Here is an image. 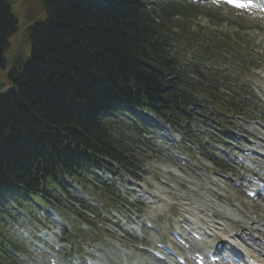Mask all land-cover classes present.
I'll return each mask as SVG.
<instances>
[{
    "label": "trees",
    "instance_id": "obj_1",
    "mask_svg": "<svg viewBox=\"0 0 264 264\" xmlns=\"http://www.w3.org/2000/svg\"><path fill=\"white\" fill-rule=\"evenodd\" d=\"M144 1H41L39 12L48 18L38 23L43 34L34 39L37 57L26 81L33 84V107L68 136L37 126L5 137L9 131L0 119V258L5 243L1 216L14 193L36 197L63 187L64 179L95 166V156L86 149L124 160L123 149L109 134V122L97 119L101 111L139 107L178 122L190 117L187 106L197 102L188 89L209 95L222 113L232 108L231 99L221 93L216 97L206 84L185 76L165 81L163 72L177 65L179 49H191L199 40L193 34L194 19L177 26L173 20L182 13L164 9L153 17ZM232 42L230 38L211 48L219 53ZM71 95L79 101L72 102Z\"/></svg>",
    "mask_w": 264,
    "mask_h": 264
},
{
    "label": "rangeland",
    "instance_id": "obj_2",
    "mask_svg": "<svg viewBox=\"0 0 264 264\" xmlns=\"http://www.w3.org/2000/svg\"><path fill=\"white\" fill-rule=\"evenodd\" d=\"M13 5H15L14 1H13ZM19 6L20 5H18V7ZM197 9L199 10L195 11V13L198 15H203L206 21L205 23L208 26H210L211 29H213L215 26L218 25L220 30H224L226 32L229 30L228 28H230L229 24H232L233 27L234 26L240 27L239 25H242L243 28H247L248 26H251V28L248 29V32L252 36L256 37L257 44L255 43V45L258 48V51L259 49H264V15L260 14V12L254 9H250L248 10V12H250V15L248 14L241 15L236 10H233L223 4H216V3L214 4L208 3V5L198 6ZM240 13H244V12H240ZM14 41L16 42V37L14 38ZM5 56L7 57V53L5 54ZM259 63L260 64L258 67L260 68L258 70L253 71L251 75L255 77V82H257L258 84L262 82V88L264 89V54L262 55L261 60H259ZM2 72L3 70L0 69V76ZM262 88H259V89H262ZM262 94L264 95V92ZM257 105L258 104L256 103L255 105H250V109L256 112H261L262 114L263 106L262 105L257 106ZM116 119L120 121V123H118L119 130L121 131L123 130L124 134L132 138L134 141L135 139H138L139 137L135 133L133 127H136L137 129H140V130L141 128H146L145 125H141V123H139L140 119L135 120L133 116H128V114H118ZM147 119L151 121L153 120V122L156 120L159 121V118L153 115L152 113H149L147 115ZM166 125L164 126L163 129L166 134H170L169 133L170 128L168 125L167 126ZM198 125L199 124L197 123H193L191 127L193 130L197 132V134H199L197 138L202 139V141H205L207 136L199 132V131H202V129L199 128ZM248 128H252V125L248 126ZM158 130L161 131L159 128ZM139 139L142 140V144L146 139H149L148 141H145V142L149 143L150 145L154 144L155 148L156 147L159 148L160 151L158 153V156H162L160 158L161 160L158 157L152 160L151 159L149 160L147 165L151 169L148 170L147 173H145L144 175V176L147 175L145 177L146 181L147 179L150 180L148 182V187L153 188L150 192L156 191V189H161L163 193L160 195L167 199L165 204H163L162 206L158 208L159 210L162 209V211L165 212V214L167 215H175L173 219L176 220L178 216H183V215L184 217H189L190 219H192V217H190L189 214H187L188 210H190L191 208H194L196 212H199L201 209H210V210L211 208H214L216 210L220 209L222 213L218 212L219 215L215 214L218 217L223 216V214L228 215V216L234 215L235 217H239L238 219L233 217L236 220H240V222L232 221L235 226L231 225L229 221H224L227 230L233 232L234 230L233 229L230 230V229L235 228L236 231L234 232L239 233L241 231V228L247 223L248 219L254 223L252 225L249 224V227L253 228L254 230L256 229V226H258L257 224L258 219L253 217L252 214L256 212L259 215V217L261 216L264 217V212H263L264 200L263 201L261 199L259 201L250 200V198H248L244 194V192H242L239 189H235L231 183L230 185L228 184L227 188L225 187V190L223 191L222 189H218L217 187L211 185L206 180L205 177L200 178V177L192 175L191 173H189V171L185 167H182L179 162L175 161L173 157H171L173 154L174 155L179 154V152H177L179 151V149L175 147H171L175 145H172V143L166 142L162 138L157 137V139H151V138H147L146 136L145 137L143 136V137H140ZM127 145H129L128 140H127ZM134 147L135 146H131V148H134ZM141 147L145 148L147 146H141ZM148 155H150V153H148ZM165 155L168 156V158H166ZM201 160L206 161L205 157H202V156H201ZM206 162L207 164L210 165V162L208 160ZM226 167L228 169H234L236 165L227 162ZM112 177L114 178L113 180H115L113 183H115L117 187H120V190L115 188L116 189L115 192L118 195V198L124 199L125 196L128 194L127 193L128 189L125 187L127 183L124 185L123 183L129 181V175L127 173H121L119 177L115 178L113 175L108 173V176L106 178L108 182L112 181ZM121 178H124L125 181L121 182L122 181ZM100 179H101L100 175H96L93 178V180H100ZM162 179L165 182H167L169 185L162 184L160 181H158ZM69 185H70L69 195L63 194L60 191H57L54 194V198L59 201L60 205L55 204L54 201L53 202L49 201L50 203L46 205L47 207L52 208L50 212H55L56 215L58 216L61 215L66 220L71 221L72 223L74 219L76 218L70 213V211L71 210L77 211V206L79 207L80 206L79 203L82 202L87 207H90L93 211L97 210L99 214L101 211L100 209H102L103 211L111 212V214H106V213L101 214L99 219H101L102 217H105L103 215H109L110 217H107L109 221L119 220L120 224L125 223V219H126L125 216H128V213L125 212L124 215L119 213L118 208L120 205H116V207L113 208L114 205L112 204V202H107L105 206H102L100 203L101 196H96L90 190L91 187H88L87 188L88 190L85 191L83 189L84 186H81L82 187L81 189L80 186H77L74 184H69ZM170 187H173V188H170ZM71 195L76 197V199L79 200V202L74 201L71 198ZM93 196H96V198L95 199L92 198ZM71 202H73L74 205L71 204ZM173 202L177 203V205H175L176 207L175 211L172 209H169L170 207L173 206L170 203H173ZM196 203H200V205H197ZM201 203L203 205H201ZM230 203H235L236 207L230 206ZM106 205L110 207L105 208ZM158 209H156L155 207H152V208L143 207L142 208V210H145L148 213L158 212ZM46 210H47L46 207H40L38 211L33 210L32 212H28L26 214H20L19 216L18 209H15L14 213L16 216H19V219L23 217L21 220V226L24 229L28 230L32 235L33 234L35 235L32 229H36V228L30 229L27 225L31 224L30 219H33V218L42 219L43 218L42 216ZM114 215H116L117 217H114ZM94 217L93 215L89 217V215L83 213V218L85 220L93 224L97 222L98 224L97 225L95 224L96 225L95 231H90L89 233H85L82 236L79 233V230H77L76 227L70 222L67 224L66 221L63 219L62 223L65 227L69 229L68 234L71 235V237H75L76 233L80 235L78 237L80 239H77V237H75L76 243L78 244L84 243L86 240L90 242L98 241V243L95 244L94 246L102 245L103 254L100 255V257L102 258L105 257L106 263L108 264H132V261L130 260V255L127 256L125 253L129 252L130 254H133L132 252L133 248H125L124 246L125 244L122 243L121 240H119L118 238H115V241H116L115 242L113 238L109 237V232H106L107 230L105 229L109 228L113 230L114 228L116 229V227H114L113 224L110 222H106L100 225L99 224L100 221L94 219ZM194 221L201 223L197 219H194ZM34 223L36 224L37 221L33 220V224ZM202 223H201L202 225H206V226H209L211 224L207 218H204ZM164 224H165L164 221H161L160 226H163ZM83 227L88 229L89 226L83 225ZM99 227L102 229L101 232L98 229ZM9 229H10L9 233L13 241L16 242L17 240V243L19 242L21 243V246L24 249L23 250L24 253L22 255H30L29 252L33 251L34 247L29 242L25 241L24 239L16 235L11 228ZM157 236L158 234H154V233L150 234L149 239L152 240V243H149V245H153V241L158 240ZM101 238H103L104 241H101L100 240ZM108 242L111 244H108ZM115 245H118V247L120 245L121 246L120 248H123V250L122 251L118 250L115 247ZM144 258L145 256L142 255L141 259H144ZM39 259H41L40 255H34L33 261L31 263L34 264L38 262ZM17 263L26 264L25 262H21L18 258H17ZM146 263L151 264L152 262L150 260H146Z\"/></svg>",
    "mask_w": 264,
    "mask_h": 264
},
{
    "label": "bare ground",
    "instance_id": "obj_3",
    "mask_svg": "<svg viewBox=\"0 0 264 264\" xmlns=\"http://www.w3.org/2000/svg\"><path fill=\"white\" fill-rule=\"evenodd\" d=\"M219 220H221V219H219ZM263 232L264 231L256 232V231H250V230L247 231V230L243 229L242 232H241V234L239 236H236V238H234V240L232 241V243L235 240H239L241 242H243V241L245 242V240H248L249 238H252L253 239V238L257 237L258 235L260 237H262V236H264V233ZM247 242H249V241H247ZM233 244H236V241ZM247 245H248V247H258V248L261 249V252L264 253V244H262L258 239H254L253 242L250 241ZM247 256H248V259L249 260L253 258L255 262L262 261V260L259 261L257 259V257H255V256H251V255H247ZM262 258H264V257L263 256L260 257V259H262ZM259 264H261V263H259Z\"/></svg>",
    "mask_w": 264,
    "mask_h": 264
},
{
    "label": "snow or ice",
    "instance_id": "obj_4",
    "mask_svg": "<svg viewBox=\"0 0 264 264\" xmlns=\"http://www.w3.org/2000/svg\"><path fill=\"white\" fill-rule=\"evenodd\" d=\"M229 2L231 3V2H233V0H229Z\"/></svg>",
    "mask_w": 264,
    "mask_h": 264
}]
</instances>
